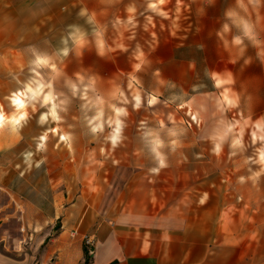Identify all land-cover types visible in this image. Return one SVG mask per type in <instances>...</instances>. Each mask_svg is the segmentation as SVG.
Here are the masks:
<instances>
[{
	"label": "crops",
	"instance_id": "1",
	"mask_svg": "<svg viewBox=\"0 0 264 264\" xmlns=\"http://www.w3.org/2000/svg\"><path fill=\"white\" fill-rule=\"evenodd\" d=\"M159 14L168 16L161 34L153 22ZM63 15L71 16V62L82 69L68 73L71 79L84 78L89 89L123 83L131 102L166 105L183 125L148 116L137 122L136 138L182 146L157 151L166 160L178 154L215 163L158 167L150 183L138 178L144 170L134 181L121 173L120 191L129 194L124 203L120 194L118 215H85L81 197L64 203L56 184L47 185V168L42 184L17 168L22 136L1 130L8 118L0 116V214L10 212L0 218V264H84L86 236L94 238L89 264H264V168L223 167L219 147L234 142L230 127L264 126V0H0V29L13 46L32 16L46 22ZM0 86L2 96L9 83L0 77ZM154 126L157 132L147 130ZM206 144L216 145L212 154ZM157 152L132 158L160 160ZM105 190L91 197L101 200Z\"/></svg>",
	"mask_w": 264,
	"mask_h": 264
},
{
	"label": "rangeland",
	"instance_id": "2",
	"mask_svg": "<svg viewBox=\"0 0 264 264\" xmlns=\"http://www.w3.org/2000/svg\"><path fill=\"white\" fill-rule=\"evenodd\" d=\"M175 13L176 32L181 34L182 5ZM167 17L166 14L154 17L159 34L165 31ZM70 19V15L47 16L46 22H40L38 16H32L29 31L15 32L14 46L12 42H7V32L0 29V58L9 60V64L5 61V68L0 70L5 85L9 83V90L0 96L1 119L8 118L1 130H12L18 137L22 136V142L15 149V157L21 159L22 163H18L17 167L20 171H30V180L37 183L40 179L42 184L43 170L47 168L46 183L48 186L56 184L63 194L64 203L81 197L85 215L87 211L92 213L95 210V215L100 216L109 210L111 216H116L120 208V194H123V203L127 199L126 194H129L120 191L123 185L118 181L119 174L134 181L135 173L140 174L144 170L138 178L147 179L150 183L151 174L157 173L153 169L161 167L160 160L132 158L134 152L178 153L182 147L166 142L157 147L155 142H148L154 138H136L139 130L137 122L146 120L148 116L181 125L183 121L178 114L169 116L166 105L156 110L148 104L131 102L128 90L118 81V85L109 89H89L84 78L76 79L78 76L75 75L76 78L71 79L68 73L76 69L81 73L82 69L70 58L73 43L69 31ZM161 125L166 131V123ZM155 126L147 130L157 132L159 128ZM228 131L235 139L232 143L219 145L226 152L222 166L264 168L262 123L256 120L254 127H230ZM178 132L176 129V135ZM179 133L183 135L182 128ZM113 137L117 138L115 142ZM136 139L140 142H135ZM215 146L206 144L207 153L212 154ZM196 150L197 147H192V151ZM178 157L175 154L172 159H164V167H198L204 163L211 167L215 163L210 155L207 157L212 159L201 161ZM233 157L241 159L234 162ZM35 165L37 168L33 170ZM103 187L106 189L105 197L93 199L91 195ZM4 200L1 196L0 205L4 204ZM9 213L2 212L0 218ZM57 223H54L51 232L58 229ZM13 226L16 228L17 224ZM91 239L93 242L94 238Z\"/></svg>",
	"mask_w": 264,
	"mask_h": 264
},
{
	"label": "clouds",
	"instance_id": "3",
	"mask_svg": "<svg viewBox=\"0 0 264 264\" xmlns=\"http://www.w3.org/2000/svg\"><path fill=\"white\" fill-rule=\"evenodd\" d=\"M227 28H228V26L225 25V30H227ZM235 43L239 44V43H241V40L239 38H237L236 41H235ZM116 139H117L116 137H113V141L114 142H115ZM156 145H157V147H159L161 145V142L157 140L156 141ZM157 155L160 156V164H161V167H164L165 164H164V158H163V156L159 152H157Z\"/></svg>",
	"mask_w": 264,
	"mask_h": 264
},
{
	"label": "trees",
	"instance_id": "4",
	"mask_svg": "<svg viewBox=\"0 0 264 264\" xmlns=\"http://www.w3.org/2000/svg\"><path fill=\"white\" fill-rule=\"evenodd\" d=\"M92 259V255L89 253L88 247L84 244V264H89Z\"/></svg>",
	"mask_w": 264,
	"mask_h": 264
},
{
	"label": "built area",
	"instance_id": "5",
	"mask_svg": "<svg viewBox=\"0 0 264 264\" xmlns=\"http://www.w3.org/2000/svg\"><path fill=\"white\" fill-rule=\"evenodd\" d=\"M84 242H85V245L88 247V249H89V253L90 254H92V250H93V242H92V239L91 238H89V237H85V239H84ZM92 247H91V246Z\"/></svg>",
	"mask_w": 264,
	"mask_h": 264
},
{
	"label": "snow or ice",
	"instance_id": "6",
	"mask_svg": "<svg viewBox=\"0 0 264 264\" xmlns=\"http://www.w3.org/2000/svg\"><path fill=\"white\" fill-rule=\"evenodd\" d=\"M163 2V0H161V3Z\"/></svg>",
	"mask_w": 264,
	"mask_h": 264
}]
</instances>
